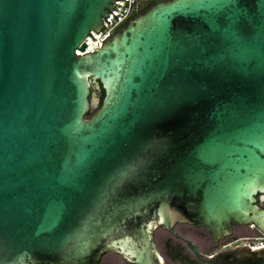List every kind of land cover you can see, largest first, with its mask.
<instances>
[{"label": "water", "instance_id": "95a60500", "mask_svg": "<svg viewBox=\"0 0 264 264\" xmlns=\"http://www.w3.org/2000/svg\"><path fill=\"white\" fill-rule=\"evenodd\" d=\"M114 2L0 0V264H167L155 234L181 225L264 235V0L160 2L78 55Z\"/></svg>", "mask_w": 264, "mask_h": 264}, {"label": "flooded vegetation", "instance_id": "af4514ba", "mask_svg": "<svg viewBox=\"0 0 264 264\" xmlns=\"http://www.w3.org/2000/svg\"><path fill=\"white\" fill-rule=\"evenodd\" d=\"M166 1H171V0H145L144 5L141 7L140 13L139 15L136 16V18L146 13L148 11V6L150 4L166 2ZM255 198H256V204L259 207V209L264 210V193H258L255 196ZM181 226L186 227L188 225H181ZM181 226H177V227H181ZM177 227L174 228V232L176 236H173L170 233L169 234L174 238V240L179 245V249H177L178 254L174 259V263H180V264H201L198 257L188 247L187 242H190L193 245V247L197 252V255L206 259H210L213 256L223 252L247 247L244 244L251 242L254 236L263 235L258 231L257 228L252 229L250 225L247 227H238L234 225L233 232L230 236L222 240H219L218 242H214L206 232L194 226H188L190 228L195 229L196 232L198 233L196 237V241H192L187 237H185L183 234L177 232L176 231ZM99 264H101V260Z\"/></svg>", "mask_w": 264, "mask_h": 264}, {"label": "built area", "instance_id": "2783aa9c", "mask_svg": "<svg viewBox=\"0 0 264 264\" xmlns=\"http://www.w3.org/2000/svg\"><path fill=\"white\" fill-rule=\"evenodd\" d=\"M144 3L145 0H115L112 12H108L109 16L105 18L106 21L103 19L100 30L90 33L93 40L88 36L84 41L87 45L85 51H77V54L83 56L99 51L139 15ZM250 227L256 229L255 225L251 224ZM244 245L252 251L262 249L264 248V235L254 236L251 242Z\"/></svg>", "mask_w": 264, "mask_h": 264}, {"label": "rangeland", "instance_id": "374dc122", "mask_svg": "<svg viewBox=\"0 0 264 264\" xmlns=\"http://www.w3.org/2000/svg\"><path fill=\"white\" fill-rule=\"evenodd\" d=\"M157 3H152L148 6L149 8L153 7ZM99 109V105L92 109L89 116H92L94 113L97 112ZM176 231L183 234L185 237L192 241H196L197 232L195 229L190 228L188 226H181L177 227ZM156 243L158 245V248L162 254V256L165 259V262L167 264H180V263H174V259L177 256V252L179 249L178 243L174 240V238L167 232L159 229L155 234ZM101 264H128L123 259L117 255L114 254H107L101 259Z\"/></svg>", "mask_w": 264, "mask_h": 264}, {"label": "trees", "instance_id": "16d2710c", "mask_svg": "<svg viewBox=\"0 0 264 264\" xmlns=\"http://www.w3.org/2000/svg\"><path fill=\"white\" fill-rule=\"evenodd\" d=\"M102 97H103V93L101 94V99H102Z\"/></svg>", "mask_w": 264, "mask_h": 264}]
</instances>
